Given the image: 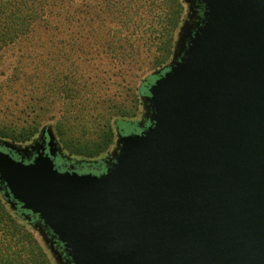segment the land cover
Segmentation results:
<instances>
[{
    "label": "water",
    "instance_id": "water-1",
    "mask_svg": "<svg viewBox=\"0 0 264 264\" xmlns=\"http://www.w3.org/2000/svg\"><path fill=\"white\" fill-rule=\"evenodd\" d=\"M185 61L155 82V126L106 176L0 152V178L78 264H264V0H205Z\"/></svg>",
    "mask_w": 264,
    "mask_h": 264
},
{
    "label": "rangeland",
    "instance_id": "rangeland-1",
    "mask_svg": "<svg viewBox=\"0 0 264 264\" xmlns=\"http://www.w3.org/2000/svg\"><path fill=\"white\" fill-rule=\"evenodd\" d=\"M177 3L182 14L171 55L156 65L165 55V32ZM43 12V21L0 51V131L9 138H0V152L27 166L49 155L60 174H111L125 139L154 128L150 89L184 63L207 20V3L46 0ZM132 108L134 117L126 113ZM107 122L113 143L105 153L89 159L68 152L69 145L97 140ZM31 240L48 264H78L40 214L0 178L1 254L8 250L12 258L33 259Z\"/></svg>",
    "mask_w": 264,
    "mask_h": 264
},
{
    "label": "trees",
    "instance_id": "trees-1",
    "mask_svg": "<svg viewBox=\"0 0 264 264\" xmlns=\"http://www.w3.org/2000/svg\"><path fill=\"white\" fill-rule=\"evenodd\" d=\"M45 2L46 0H0V51L14 44L30 32L36 21H43ZM174 9L175 10H171L172 12L174 11L171 24L165 32L166 37L164 45L167 46V49L161 60L155 62L156 65L164 64L171 55L174 31H176L178 27L179 19L182 14V7L179 3H177ZM126 113L128 116L134 117L135 110L132 108ZM0 138L9 139L6 134L1 131ZM11 139L14 140L13 138ZM112 143L113 133L107 122L97 140L91 143L69 145L67 147L71 155L93 159L105 153ZM32 243L37 250V256L35 258L29 259L28 261L21 257L16 259L11 257L8 250L2 254L0 250V264H48V260L37 242L33 240Z\"/></svg>",
    "mask_w": 264,
    "mask_h": 264
}]
</instances>
